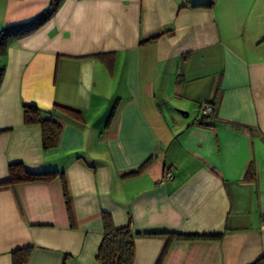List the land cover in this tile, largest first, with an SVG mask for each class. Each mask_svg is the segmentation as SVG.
Wrapping results in <instances>:
<instances>
[{
	"label": "crops",
	"instance_id": "obj_1",
	"mask_svg": "<svg viewBox=\"0 0 264 264\" xmlns=\"http://www.w3.org/2000/svg\"><path fill=\"white\" fill-rule=\"evenodd\" d=\"M55 1L0 0V30L55 4L0 56V184L55 173L0 185V264H99L102 215L133 233L131 264L263 256L264 0Z\"/></svg>",
	"mask_w": 264,
	"mask_h": 264
},
{
	"label": "trees",
	"instance_id": "obj_2",
	"mask_svg": "<svg viewBox=\"0 0 264 264\" xmlns=\"http://www.w3.org/2000/svg\"><path fill=\"white\" fill-rule=\"evenodd\" d=\"M215 0H208L206 7H211ZM56 1L54 0V3ZM55 4L50 6L48 11H44L31 20L6 27L0 30V56L5 53L9 40L20 38L40 26L50 14L54 11ZM3 70L0 69V80ZM24 123L38 124L41 132V145L43 149L53 148L58 143L60 135V126L51 119L39 117L36 107L31 105H22ZM208 115H202L196 122L198 125L210 126L207 122ZM211 120V119H210ZM8 181L0 185H15L17 183H31L43 181L46 178L53 177L55 173H32L25 170L21 165H8ZM103 234L101 242L95 254V259L99 264H131L134 252V235L128 227H113L107 215H102ZM168 238L176 240L188 239H210L218 238V234H179L170 233ZM251 264H264V255Z\"/></svg>",
	"mask_w": 264,
	"mask_h": 264
},
{
	"label": "built area",
	"instance_id": "obj_3",
	"mask_svg": "<svg viewBox=\"0 0 264 264\" xmlns=\"http://www.w3.org/2000/svg\"><path fill=\"white\" fill-rule=\"evenodd\" d=\"M210 110H211V108H210L209 106L206 105L205 107H203V109L200 110V113H201L202 115H208V114L210 113ZM166 177H167V178H170V175L167 174Z\"/></svg>",
	"mask_w": 264,
	"mask_h": 264
},
{
	"label": "rangeland",
	"instance_id": "obj_4",
	"mask_svg": "<svg viewBox=\"0 0 264 264\" xmlns=\"http://www.w3.org/2000/svg\"><path fill=\"white\" fill-rule=\"evenodd\" d=\"M203 107H205V105H204ZM203 107H202V108H203Z\"/></svg>",
	"mask_w": 264,
	"mask_h": 264
}]
</instances>
